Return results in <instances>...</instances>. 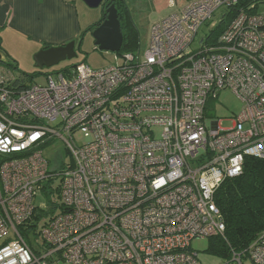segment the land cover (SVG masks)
<instances>
[{"label": "built area", "instance_id": "2783aa9c", "mask_svg": "<svg viewBox=\"0 0 264 264\" xmlns=\"http://www.w3.org/2000/svg\"><path fill=\"white\" fill-rule=\"evenodd\" d=\"M240 2L193 1L155 24L144 58L80 63L46 85L12 86L0 63V264H201L193 240L226 231L218 189L247 157L264 159V0L242 5L214 41L212 22L197 44L217 9ZM223 89L243 109L230 128L208 127ZM57 138L72 163L51 171L44 150ZM47 183L59 201L43 216L35 198ZM226 260L264 264V231Z\"/></svg>", "mask_w": 264, "mask_h": 264}, {"label": "rangeland", "instance_id": "374dc122", "mask_svg": "<svg viewBox=\"0 0 264 264\" xmlns=\"http://www.w3.org/2000/svg\"><path fill=\"white\" fill-rule=\"evenodd\" d=\"M127 6L130 17V27L124 28V32L128 34L131 31L132 37L129 44L119 52L100 50L93 38V30H89L90 26L98 23L103 17L102 6L99 8H91L82 0H77L80 18L82 21V33L74 39L76 41L77 56L71 60H66L51 68L39 69L35 62V45L26 43L25 39H17L13 43L8 41L3 45L2 49L7 53L8 63H2L16 77V83L20 82L23 85H46L48 83V75L56 74L64 71L72 66L80 63H86L93 69L106 68L117 63L121 55L126 53L138 54L141 50V57L144 58V53L150 46L152 30L156 23L167 18L172 14L179 13L181 9L189 3L197 0H123ZM258 0L250 1L249 7L256 4ZM230 11V7L222 6L215 11L213 17L203 24L197 35V44L205 33L210 31L209 24L219 22L222 17ZM255 12H264V3H261ZM80 45V48L78 49ZM243 109V103L230 89L221 90L216 98L210 97L208 103L206 124L211 126L212 122H221V127L224 129L230 128L233 124V119L237 117ZM76 142L84 143L86 140L82 134L75 136ZM65 143L60 139H55L45 148L44 154L48 158L51 171H58L62 166H68L72 163L71 156L65 149ZM53 201V200H52ZM55 201H59L58 196ZM54 202V201H53ZM45 196L43 192L35 198V205L38 206V212L49 214L55 211V204ZM32 246L36 251H42L43 248L38 243L39 237L34 235L31 237ZM214 241L213 237L203 239H194L192 249L198 252V260L201 264H224L226 258L212 252L210 247ZM59 264H69L61 261ZM248 264H252L248 262Z\"/></svg>", "mask_w": 264, "mask_h": 264}, {"label": "trees", "instance_id": "16d2710c", "mask_svg": "<svg viewBox=\"0 0 264 264\" xmlns=\"http://www.w3.org/2000/svg\"><path fill=\"white\" fill-rule=\"evenodd\" d=\"M250 1L255 0H241L239 4L230 8V11L226 13L227 16L223 17L213 29L211 33L213 41L227 28L239 8ZM123 6L121 11V24L124 33L122 49L129 44L132 37L131 31L128 34L124 32L125 26L130 27V17L127 6ZM97 24L90 26L88 31L93 30ZM12 86L26 88L30 85L15 82ZM49 187L48 183L45 184L43 193L51 202L54 201L53 203L56 204L55 197L58 196L59 198V189L56 187L54 191L50 192L47 190ZM215 198L224 218L226 231L223 237H213L214 241L210 250L227 258L234 251H241L250 246L264 231V159L247 157L243 172L237 177L227 178L221 184ZM39 215L41 214L36 212L34 217L38 219ZM42 215L46 216L45 214ZM36 226L33 225L34 229Z\"/></svg>", "mask_w": 264, "mask_h": 264}, {"label": "crops", "instance_id": "0c3cea01", "mask_svg": "<svg viewBox=\"0 0 264 264\" xmlns=\"http://www.w3.org/2000/svg\"><path fill=\"white\" fill-rule=\"evenodd\" d=\"M82 30L77 0H0L1 49L7 41L25 39L38 53L73 41Z\"/></svg>", "mask_w": 264, "mask_h": 264}, {"label": "water", "instance_id": "95a60500", "mask_svg": "<svg viewBox=\"0 0 264 264\" xmlns=\"http://www.w3.org/2000/svg\"><path fill=\"white\" fill-rule=\"evenodd\" d=\"M91 8L102 6L103 17L99 20L93 31V38L96 46L100 50L119 52L124 42V33L120 13L115 4H111L105 10V0H82ZM106 16V18H104ZM80 48V45L78 49ZM76 41L67 44L49 47L40 50L35 54L36 66L39 69L51 68L59 63L71 60L77 56ZM0 62L8 63V58L0 48Z\"/></svg>", "mask_w": 264, "mask_h": 264}, {"label": "flooded vegetation", "instance_id": "af4514ba", "mask_svg": "<svg viewBox=\"0 0 264 264\" xmlns=\"http://www.w3.org/2000/svg\"><path fill=\"white\" fill-rule=\"evenodd\" d=\"M105 10L111 5V4H115L116 7L118 8V11L120 13V19H121V11L123 10L125 3L123 0H105ZM106 18V16L104 17ZM121 22H122V19H121Z\"/></svg>", "mask_w": 264, "mask_h": 264}]
</instances>
